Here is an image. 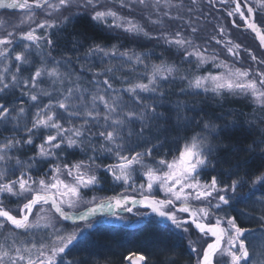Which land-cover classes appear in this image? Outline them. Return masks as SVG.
I'll return each mask as SVG.
<instances>
[{"label": "snow or ice", "instance_id": "obj_1", "mask_svg": "<svg viewBox=\"0 0 264 264\" xmlns=\"http://www.w3.org/2000/svg\"><path fill=\"white\" fill-rule=\"evenodd\" d=\"M104 2L0 0V9L21 13L17 23L4 26L0 32V126L7 131L11 125L13 132L0 140V234H5L6 242L9 237L12 241L0 243V264H77L67 257L70 248L81 243L82 234L96 223L90 218L107 209L116 220H122L121 213H131L135 205L151 209L161 220L170 222L185 234L180 239L188 241L187 264H264V259L254 261L255 251L246 235L255 230L241 227L237 217L226 211V208H234L233 202L247 203L255 196L254 191H243L251 179L245 178L249 174H241L239 164L235 165V172L229 168L227 179L215 174L221 164L229 163L225 157L237 150L223 141L230 140L233 130H239L244 124L234 118L242 114L221 112L198 119L199 113L191 117L186 114L187 106L179 99L173 107L165 105V99L172 94L165 89L180 81L182 96L211 94V98L221 101L229 96H241L264 109V58L249 52L257 65L255 69L233 67L226 60H219L216 52L208 54L207 47L202 48L180 31L162 32L152 37L141 25L105 7ZM220 3L234 5L227 16H238L264 47V19H257L258 14L264 16V0H255L254 6H250L249 0H220ZM137 5L156 9L157 19L151 22L157 25L163 24L159 15L161 8L180 7L171 0H164L163 4L161 0H151V3L149 0H119L120 8L132 9ZM84 12L90 13L93 26L120 29L132 37L143 34L157 40L162 38L169 48L177 49L181 63H194L199 68L211 62L221 71L181 75L175 63L161 61L149 66L146 63L149 57L143 53L104 45L93 39L83 52L84 62L99 58L110 66L93 73L92 88H86L75 70H69L71 55L63 61L52 57L58 47L53 37L73 23H79L76 17ZM163 15L169 20L181 18L167 11ZM188 26L193 34L198 31L190 22ZM224 31L223 27L219 28L221 37ZM213 39L228 55L239 56V44L231 39ZM73 46L80 50L79 37ZM140 65H143L141 75L124 80L127 84L124 88L114 87L115 72L124 67L136 72ZM24 72L29 75L25 77ZM45 81L51 89L41 87ZM17 88L29 98L34 112L17 107L15 101L3 102V97ZM124 94L129 97L127 101ZM42 97L49 99L44 102ZM22 121L24 136L19 135ZM181 130L190 131L191 135L179 137ZM173 132L177 133L175 154L170 148L171 159L167 156L153 159ZM37 136L42 141L39 144L35 143ZM86 145L91 155L68 162L67 157L75 155L77 149L85 152ZM244 150H258L264 160V138L259 143L253 140ZM27 151L34 154L24 159ZM221 152L225 157L220 156ZM97 153L115 159L114 163L103 165V171L114 183L135 190L133 173L141 170L144 180L139 184L141 199L123 194L99 201L95 196L85 199L101 184L97 175V168L101 167ZM253 175L252 187L260 185L264 189V169ZM157 189L163 193L162 198L155 194ZM9 198L20 201L15 213L5 207L4 202ZM81 206H85L82 212L70 211ZM261 209L259 219L264 227V192ZM77 221L84 222L83 226ZM64 222H71L73 229L67 231ZM193 234L196 239H192ZM20 235L31 238L20 241ZM161 256L164 258L160 259ZM126 258L130 264H177L176 253L168 249H155L151 254L131 253Z\"/></svg>", "mask_w": 264, "mask_h": 264}, {"label": "trees", "instance_id": "obj_2", "mask_svg": "<svg viewBox=\"0 0 264 264\" xmlns=\"http://www.w3.org/2000/svg\"><path fill=\"white\" fill-rule=\"evenodd\" d=\"M254 3L255 0H249L250 6H254ZM174 4L180 5L183 7V10H177L175 7L167 11L173 17H181L180 19L172 20L174 24H177L178 26L170 29L172 32L171 34L176 33L177 31L182 32L189 38H193L195 43L202 48L207 47V49L212 52H216L220 59L226 60L227 63L229 62L236 67L244 69L249 67L255 69L257 67V65L251 60L249 52L255 54L258 58H264V50L256 41L254 34L249 30H244L245 25L239 20L238 16H227V12L231 10L233 5L221 4L219 0H212V2H210V0H196L195 3H193V0H176ZM107 6L112 7V5L110 6L109 4H107ZM122 13L126 16L133 17L136 21H140L150 34L153 33V35H159L163 31H168V28L161 30L151 24L150 20L157 19V15L149 14V11H141L134 7L132 9L125 8V11ZM163 13H161V15L159 14L163 23L171 22L167 16L163 15ZM65 15H67V13H65ZM16 16H18V11H1L0 18L2 17L4 19H0V26L3 24L4 26L15 24ZM76 19L79 23H73L60 34L53 37L58 47L52 52V57L56 60L63 61L67 56L71 55L72 65L69 70H75L81 83L86 88H92L90 80L93 78V73L101 72L106 67L110 66L102 63L99 58H90L87 62H84L85 58L83 52L86 46L92 43L93 39H96V42L104 45H117L121 49H133L137 53H143L149 57L146 61L149 66L154 63H160L161 61L169 64L175 63L179 65L181 75H184L185 73L202 75L207 74V69L210 70L209 66H206V68L203 66L197 68L194 63H181L180 53L177 50L161 45V43L154 38L149 40L142 34L138 37H132L118 29L112 30L103 27L102 25L93 26V23L90 22V13L88 12H84L81 16H77ZM257 19H264V16L258 14ZM233 20L236 22L235 26L233 25ZM189 22L192 27L198 29L195 34L191 32V28L188 26ZM220 27H223L225 30L222 37L219 35ZM22 30L25 29H18V31ZM0 32L3 31L0 29ZM73 33H75V35H73ZM77 37L80 38L81 43L79 51L73 46ZM214 37L221 40L231 39L234 44H239V56L237 58H231L226 54V50L223 49L222 45H217L215 43V39H213ZM77 57H79V61L77 60ZM36 59L39 61L38 56ZM112 66L115 67L118 65ZM138 67L139 70L136 72L131 71L128 67H124L120 71L115 72V78L112 80L114 87L116 89L124 88L127 86L126 83H123L124 80L128 78L135 79L137 75H141L143 73V65ZM61 70L63 71V68ZM23 75L27 77L29 73L24 72ZM109 76H112V74L110 73ZM101 79H103V77H101ZM47 84V81H45L42 85L43 88L48 89ZM182 86L183 85L180 81H176L165 89L172 93L165 99V105L167 107H173L179 99L187 106L188 110L186 114L189 117L193 116L195 113L200 114V116L197 117L198 119L201 117L207 119L209 116H217L220 115L221 112L242 114L234 118L244 121V124L239 130H233V135L230 140L223 141L224 143L232 144L237 150L227 157H225L224 152L220 153V156L225 157L229 163L221 164L215 170V174L222 175L224 179H227L229 168H231V171L235 172L237 170L235 165L239 164V171L241 174H249L248 177H245L246 179L249 177L255 179L253 173L258 175L259 171L264 169V160L260 158L261 154L258 150L256 152H249L244 149H246L253 140L259 143V141L264 138V123H262L264 122V109L254 106L250 99L241 96H229L222 101L211 98V94H208V96L203 94L200 96H182L180 94V88ZM53 95L55 96L56 93H53ZM48 99V97H42L44 102H47ZM124 99L126 101L129 99L127 94H124ZM13 101H15L17 107L23 106L30 112L35 111L34 108H30L31 101L29 98L26 95H22L18 88L10 91L7 96L3 97V102L5 103L11 104ZM23 123L24 121L21 122L20 136L25 135L22 130ZM252 129L255 130L253 131ZM249 132H251V135H249ZM12 134L11 125L8 126L7 131L0 126V140H2L3 137ZM186 134L191 135V132L189 131L188 133H185L181 130L178 133L179 137H183ZM176 138L177 133L173 132L168 137V141L162 150L156 153L153 159L160 156H167L168 159H171L172 157L168 153L171 148L172 154H175ZM40 142H42L41 138L40 136H37L35 143L39 144ZM33 154V151H27L23 158L27 159L28 156ZM91 154L92 153L88 150V146L86 145L85 152H80L77 149L75 155H70L67 159L68 162L71 163L74 160L82 158L86 159L87 155ZM97 157V163L101 165V167L97 168V175L100 177L101 184L96 191H90L87 194L85 197L86 200L95 196L99 201L120 194L135 198L141 197L139 193V184L144 182L141 170L138 169L133 173V180L135 181V190H133V188L123 185L122 183H114L111 176L103 171V165L114 163V158L108 157L104 153H97ZM209 171L212 170L209 169ZM251 179H249V183L243 191L245 193L254 191L256 193L255 196L247 201V203L235 204V202H233L234 208H226L228 215L237 217V223L241 227L255 230L251 235L246 234L248 235L250 242L257 236V233L264 235V227H262V222L259 219L262 211L261 202L264 189H262L260 185H256V187L253 188L251 185ZM155 194L158 198L163 195L158 189ZM4 203L5 207L13 213H15L20 207V201L15 200V198H9L8 200H5ZM84 208L85 206H81L70 211L79 212L80 210H84ZM138 211V215L130 213L122 215L124 217L122 220H116L112 216L95 218L96 223L93 228L86 230L82 234V242L70 248V254L67 258L77 262V264L81 261H87L88 264H127L126 257L131 253L146 251L151 254L155 249H168L176 253L177 264H187L188 257L186 250L188 241L186 238L183 239V241L180 239L181 236L185 234H182L179 230L175 229L174 226L165 224L153 216H149V218L140 217V210ZM219 214L224 215V212H220ZM64 223L67 225V231L73 229L74 226L72 224L67 222ZM79 225L83 226V223ZM4 235L5 234H0V243L10 244L12 242L11 237H9L6 242ZM30 238V236L20 235L18 240L24 241ZM192 239H196L195 234H193ZM209 242H211V238H209ZM255 256L256 255L253 256L254 260L256 259ZM163 258V256L160 257V259ZM259 259H256V261Z\"/></svg>", "mask_w": 264, "mask_h": 264}, {"label": "rangeland", "instance_id": "obj_3", "mask_svg": "<svg viewBox=\"0 0 264 264\" xmlns=\"http://www.w3.org/2000/svg\"><path fill=\"white\" fill-rule=\"evenodd\" d=\"M175 1L176 0H171V3L172 4H174L175 3ZM102 2H104V0H102ZM149 2L151 3V0H149ZM219 2H220V0H219ZM164 3V0H161V4H163ZM107 4H109L110 6L112 5V7H109V6H107ZM104 6L105 7H109V8H113L114 10H116V11H118V13L121 15V16H123V17H125V18H127V19H131V20H133L135 23H137V24H139V25H141L142 27H143V25L140 23V21H136L133 17H131V16H126L125 14H123L122 12H124L125 11V8H120L119 7V0H107V2H104ZM232 7H234V5L232 6ZM231 7V8H232ZM135 8L136 9H138V10H141V11H149V14L151 13V14H154V15H157V10L156 9H154L153 7H147V8H145V7H142V6H139V5H137V6H135ZM172 8H175V7H172ZM172 8H161L160 10H159V14L161 15V13H163L164 11H168L169 9H172ZM175 9H177V10H180V11H182L183 10V7H179V8H175ZM5 11V10H4ZM8 11V10H7ZM11 12H15V11H12V10H10ZM9 11V12H10ZM174 11V10H173ZM1 12V11H0ZM174 13V12H173ZM20 15H21V13L18 11V16H16V18H15V20H16V22L15 23H17L18 22V20H19V18H20ZM176 17V16H175ZM41 18H43L42 16H41ZM0 19H4V18H0ZM173 20V19H172ZM172 20H170L171 22H167V23H163L162 25H157V24H153L151 21L152 20H150V22H151V24L152 25H154V26H156V27H158V29H164V28H168V31L167 32H165V31H163L164 33H168V34H171L172 32L170 31V29H172L173 27H175V26H178L177 24H174V22L172 21ZM1 22V21H0ZM173 23V24H172ZM3 27H4V24L3 25H1L0 26V29L3 31ZM144 28V27H143ZM247 28H246V26H244V30H246ZM118 30H120V29H118ZM144 30L145 31H147V29L146 28H144ZM148 32V31H147ZM173 34H175V33H173ZM143 35V34H142ZM185 35V34H184ZM144 36V35H143ZM151 36L152 37H157V36H160V34L159 35H153V33H151ZM185 36H187V35H185ZM146 37V36H145ZM188 37V36H187ZM254 37H256L255 36V34H254ZM148 38V37H147ZM149 40H151V38H148ZM155 39V38H154ZM256 39V41L259 43V40H258V38L256 37L255 38ZM157 40V39H156ZM159 43H161V45H164V46H167L165 43H164V40L161 38V39H159V40H157ZM168 47V46H167ZM171 48H174L175 50H177L175 47H171ZM213 52L211 51V50H209L208 49V54H212ZM226 54H227V52H226ZM230 56V55H229ZM231 58H233L232 56H230ZM219 58V57H218ZM235 58H237V57H235ZM219 60H222V59H220L219 58ZM228 64H230L229 62H228ZM230 65H232V64H230ZM206 66H209L210 67V70L209 69H207V73H209V72H211V73H213V74H216V73H218V72H220L221 71V69H218V68H216V67H214L213 66V64L210 62V63H208V64H205V65H203V67H205L206 68ZM233 67H236V66H234V65H232ZM48 83V82H47ZM41 87H43L42 85H41ZM47 88L48 89H51V85L48 83L47 84ZM55 93V92H54ZM163 194V193H162ZM161 194V195H162ZM163 196V195H162ZM162 196L161 197H159V198H162ZM85 209V208H84ZM138 210H140V217H143V218H149V216H151V215H153V213L151 212V209H145V208H143V207H141V206H138V207H133V211L131 212V214H136V215H138L139 214V211ZM82 211H84V210H80L79 212H82ZM78 213V212H77ZM127 213V212H126ZM145 213H146V215H145ZM121 215H125V213L124 212H122L121 213ZM113 217V216H112ZM19 231H21L22 232V230H19ZM254 235H256V234H254ZM251 244H252V247H253V249L255 250V257H256V259H259L258 261H260V260H262V259H264V256H262L261 255V253H264V235L263 234H261L260 235V233L258 234L257 233V236L256 237H254L252 240H251ZM256 259L254 260V261H256ZM128 261H129V259H127V264H129L128 263ZM257 261V262H258Z\"/></svg>", "mask_w": 264, "mask_h": 264}, {"label": "water", "instance_id": "obj_4", "mask_svg": "<svg viewBox=\"0 0 264 264\" xmlns=\"http://www.w3.org/2000/svg\"><path fill=\"white\" fill-rule=\"evenodd\" d=\"M2 10H8V11H10L9 9H0V11H2ZM12 11H14V10H12ZM131 198H134V199H137V200L141 199V197H137V198H135V197H131ZM138 206H140V205H135V206H132V207H138ZM106 215H111V214H110V211L107 210V209L104 210L103 214L98 213L96 217H98V216H106ZM153 215H154L157 219L161 220V218H159L158 216H156L154 213H153ZM90 219H95V217L90 218ZM161 221H163V222L166 223V224L171 225V223L168 222V221H164V220H161ZM67 223L72 224L71 222H67ZM77 223H82V222H81V221H77ZM131 259L134 260V259H135V256H132ZM128 263L130 264V260L128 261Z\"/></svg>", "mask_w": 264, "mask_h": 264}]
</instances>
